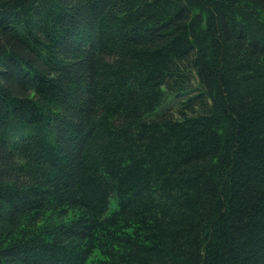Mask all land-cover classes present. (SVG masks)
Returning a JSON list of instances; mask_svg holds the SVG:
<instances>
[{
	"label": "trees",
	"instance_id": "16d2710c",
	"mask_svg": "<svg viewBox=\"0 0 264 264\" xmlns=\"http://www.w3.org/2000/svg\"><path fill=\"white\" fill-rule=\"evenodd\" d=\"M0 264H264V0H0Z\"/></svg>",
	"mask_w": 264,
	"mask_h": 264
},
{
	"label": "rangeland",
	"instance_id": "374dc122",
	"mask_svg": "<svg viewBox=\"0 0 264 264\" xmlns=\"http://www.w3.org/2000/svg\"><path fill=\"white\" fill-rule=\"evenodd\" d=\"M192 83H193L194 87H200V84H199V81H198V78L196 77V75L193 78V82ZM172 103H175V102L174 101L173 102H168L167 104H165V106L171 105ZM173 106H174V104H173Z\"/></svg>",
	"mask_w": 264,
	"mask_h": 264
}]
</instances>
